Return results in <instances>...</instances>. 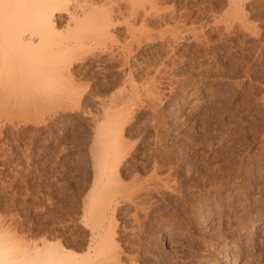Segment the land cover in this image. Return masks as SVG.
I'll return each instance as SVG.
<instances>
[{
  "label": "rangeland",
  "instance_id": "1",
  "mask_svg": "<svg viewBox=\"0 0 264 264\" xmlns=\"http://www.w3.org/2000/svg\"><path fill=\"white\" fill-rule=\"evenodd\" d=\"M120 1L125 9V0ZM157 2L159 9L153 13L158 12L157 15L152 14L153 18L147 17L145 21L149 30L158 35L164 31L169 39L176 32L178 43L170 39L169 44H164L154 36V42L144 44L139 51L133 48L134 59L148 60L151 65L164 60L166 65L169 63L168 68L174 64L171 74L168 70L164 76L166 81L171 78L175 83L172 87V83L170 86L167 83V87L165 83L160 85L158 95L162 99L158 98L157 103L155 99L150 105L154 112L148 104L145 110L142 108L144 115L130 128L136 137L132 140H139V148L126 163L142 168L141 164L159 160L162 162L158 163L160 177L169 174L173 176L169 179L178 178L170 180L171 184L177 182L178 189L173 186L174 193L164 190L168 197L161 192L163 195L153 198L156 201L151 210L148 208L149 215L145 210L142 213L129 204H120L122 208L115 213L120 232L116 234L121 246L120 263L214 264L220 260V253L227 251L224 247L228 236L241 248L237 262L245 264L250 259L251 264H264V0ZM62 19L65 21V17ZM140 23L141 20H137L138 26ZM125 27L124 24L119 26L115 33L118 46H126L129 40ZM114 50L119 52L118 47ZM90 61L88 58L85 63H75L72 68L85 92L78 101L64 99L62 106L63 102L57 104L53 100L52 103H56L53 106L48 104L50 97L48 101L41 97V103L46 104L35 106L40 100L36 101L31 94L26 97L10 91L12 96L5 90L9 97L6 93L4 96L5 91L0 92V228L8 227L9 230H5L13 235L14 238L10 235L12 242L27 245L32 240L40 242L46 236L49 242L61 240L71 248L68 250L84 255L88 232L83 229L82 217L86 206L83 207V203L93 178L89 153L95 142L93 125L97 123L100 102L111 98L118 89L113 85L106 94L103 82L106 78L93 71L87 70L79 76L77 70H85L84 66L88 67ZM112 65L118 66L117 63ZM142 70L135 75L139 85L146 83L150 73H155L152 69L148 75L146 69ZM159 75L153 76L158 80ZM145 93H142L143 99L148 101L145 97L150 94ZM65 106L68 107L65 109ZM150 171L145 173L150 175ZM173 172L177 175H172ZM146 174H139L140 178L145 180ZM132 238L140 241L136 243ZM72 244L79 249H73ZM126 252L128 254L124 255ZM129 255L137 261L133 257L130 261Z\"/></svg>",
  "mask_w": 264,
  "mask_h": 264
},
{
  "label": "bare ground",
  "instance_id": "2",
  "mask_svg": "<svg viewBox=\"0 0 264 264\" xmlns=\"http://www.w3.org/2000/svg\"><path fill=\"white\" fill-rule=\"evenodd\" d=\"M119 2L120 3H118V0H95V1L94 0H0V92L7 90L9 93L10 91H12L14 93H17L18 95L24 94V96H26L29 94L30 96L31 94L32 95L31 97H33V99L35 97L36 101L37 99L40 100V102H37V104L35 103V106L36 105L38 106L41 102H43L41 101L42 98L43 99L45 98L46 101H48L47 100L48 97H50L49 98L50 103L48 101V104H51L53 106H54L55 101L57 104H59L60 102L61 103L63 102L62 104L63 106L64 99L66 102H69L70 98L71 99L75 98L74 100L78 101V98H81V96L85 92L83 91L84 89L82 90L81 88L82 85H79L80 83L78 82V80L80 78L78 79L75 77L77 73L75 74V71H74V74H73L72 68H74L73 65L75 63H85V61L88 58H90L91 61L89 62L88 67L84 66L83 69L85 70L79 71L76 69L79 76L80 74L85 73V71L87 70L93 71L95 74L98 73L100 75H103L104 78H106V81H103L106 86L105 87L106 94L109 90L113 89L111 86L113 85L115 87L118 86L117 87L118 89L115 90V92L117 91L116 94L115 95L111 94L112 96L110 95L111 98L109 99L107 98L108 100L104 99L105 101L102 100L103 98L100 99L102 100L100 102L101 107L100 108L97 107L100 110L98 113H96L97 118L95 117L97 123H96V126L93 125V127H95L94 131L92 130L93 138L95 142L93 143V145H91V148H90L91 150L89 152L91 153V157L93 161V165H92L93 166L92 167L93 168L92 169L93 178H92V182H90L91 190L90 192H88V195H86L87 196L85 197L86 199L85 200L83 199L84 200L83 207L85 205L86 206L84 208L85 210L83 209L84 215L83 217L81 216L82 223H83L82 225L84 227L83 229L87 230L88 232L87 240L85 239L86 246H85V252L83 251L84 255L81 254L82 250H80L81 255H78L77 253L68 250L71 248H68V244L66 247L65 242L63 243V241L61 240L59 241L57 240V242L55 241V243H53V241L49 242L48 239L46 240V236H44L45 238L42 237L43 239L41 241L39 240L40 242H36L35 239H34L35 241L33 240L32 242L29 241L30 243V244L28 243L29 245L28 244L22 245L21 244L22 242H17V243L12 242L13 235L9 234V232L6 231L8 227L4 225L5 227H7L5 228L6 230L3 228H0V264H121L122 263V262L120 263L121 246L119 245V241L116 240V234L119 231V230L117 231V226L119 225V223L116 221L117 217L115 218V213L117 209L118 208L120 209L121 207L120 204H124V205L125 203L129 204L130 207L132 206L135 208V211L140 209L141 210L140 212H142V210H145L144 213L147 214V212H151L148 210L150 209V207L152 208L153 204H155V201H156L155 197H157L158 194H161V192H163L164 194V190H172L173 186L177 188L176 187L177 182L174 183L175 185L171 184L173 183L171 181L174 180L175 177L174 179H169V178H173V176L171 177L169 176V174L168 175L163 174L164 176L160 177V174H159L160 170L158 167L159 160L157 163V161L154 159L155 157L157 158V156H153L154 160L150 161L149 164L147 163L148 161L146 162L147 164L145 163L141 164L143 165L142 168L141 166L138 167L137 165H134V166L132 164L129 165L126 162H128V159L131 158L133 154L134 155L136 154L134 153V151L139 148V142H138L139 140L138 141L136 139H135L136 141L132 140V137L134 136V134L130 130V128H132L133 123L138 119V117H141L144 115L142 108H144L145 110L146 109L145 107L148 105H149L148 107L150 108V105L152 106V103L155 101V99H156L155 102L157 103V99L159 98V95H160V93H158L159 92L158 88L160 87V85L162 83H165V86H166V84L169 83L168 85L170 86V84L172 83V81H170L171 78L167 79L169 81H166L165 74L168 70L170 73V71H173V69L175 68L174 67L175 65L171 63L170 64L172 66L168 68L167 65L169 63L167 62L168 64L166 65L163 62L164 60L162 62H159V64L157 65H155L153 62H152L153 65H151L150 64L151 62L148 60L147 61H139L140 59L135 60L134 58L136 57V55L134 54L133 48H136L139 51V49H141V47L144 44L146 43L149 44V42L152 43L155 37H159L160 41L163 43L167 42L169 44L170 39L171 41L175 40L176 43H178L177 42L178 36L175 34L176 32L173 33L172 35L170 33L171 38L169 39L168 36L167 38L164 36L163 30H162L163 31L162 34H159V35L158 33L157 34L154 33L155 34L154 35L151 33L152 31L149 30V27H148L149 24L145 21H147L146 20L147 17L151 19L155 17V14L157 15L158 12L153 14L159 9L157 0H125L123 2L125 3V6L127 5L125 9H123V6H122L123 4H121L120 0ZM162 4H163V1H162ZM152 14L154 16L150 17L152 16ZM63 16L65 17V21L62 19L64 18ZM119 18L121 19L118 20ZM172 18H173V14H172ZM137 20H141V23L139 26L137 24ZM170 21L171 20H169L168 22ZM165 22H163V24ZM146 23L148 24V26ZM123 24L126 26L125 29H126L127 35L129 36V40H127L128 41L127 43L124 42L125 44H127L126 46H122V44L121 46H118L117 44L119 41L117 39V34L115 33H117L116 32L117 28ZM158 24H160V22ZM245 28H248V27L245 26ZM165 31L168 32L167 30ZM194 31L195 30H193V32ZM157 41L158 40H156L155 42ZM210 45L212 44L210 43ZM117 47L119 48L118 53H116L117 50H114V48H117ZM208 49L210 48L208 47ZM170 54L169 56L171 57ZM112 63H115V64L117 63L118 66L114 67ZM93 65H96L97 68L92 69ZM142 69H146L145 74H148V75L153 69V71L155 72L153 75L161 74L162 77L159 75L160 77L157 80L156 78L157 76L155 77L150 73V75L152 76L149 75V79H147L146 83L144 81L145 84L139 85L136 82L135 75H137L138 71ZM119 76L123 79L122 80L119 79ZM139 77L143 78L142 76H139ZM170 77H173V76H170ZM173 83L171 84L170 87H172ZM7 91L4 92V96H6L5 95L6 93L10 97L12 95L11 94L12 92L10 93L11 94L10 95ZM100 91L102 90H99L98 92ZM143 91L144 93L146 92L147 94H150L147 96V94L145 93L147 96L145 98H147L148 101H145L143 99L144 98L142 95ZM160 98L162 99V97ZM53 100H55L54 103H52ZM44 104H46V102L41 103V106ZM67 105H69V103H67ZM67 107L68 106H65V109ZM74 107L76 106H73V108ZM51 108L54 109V107L52 106ZM152 110L154 112V109ZM147 111H148V108H147ZM34 114L36 115V113ZM36 124H39V123H36ZM139 126L140 125H138V127ZM141 127H140V131L142 129ZM142 133L143 132H141L140 134ZM134 138L136 137L134 136ZM150 152L148 150V153ZM135 158L137 159V157ZM142 159L144 160V158ZM164 163H166L165 160H164ZM163 166L161 167L165 168V165ZM172 170L170 172H172ZM148 171H150V175L146 174ZM164 172L165 171H163L162 173ZM141 173L146 174L148 176V177L146 176L147 179L145 176H144L145 180H143L142 177L140 178L139 174ZM172 175H177V174L174 173ZM128 178L129 179L133 178V179L131 181L130 180L128 181L127 180ZM125 179L128 182H126ZM175 188H174V191L176 192ZM181 194L182 193L180 191V195ZM177 196H179V194ZM153 198H155L154 199L155 201L153 200ZM158 199L160 198L158 197L157 201ZM163 199H165V197ZM129 210L127 214L129 213ZM133 214H134V210H133ZM159 215L160 214L158 213V216ZM139 216H140V213H139ZM154 216H156L155 213H154ZM127 217H129V219H133V218H130V215L129 216L127 215ZM136 217L139 218L138 216ZM155 220H158V219H155ZM165 223L167 224V221ZM138 224L142 225L141 223H138ZM172 227L173 226L170 224V228ZM32 228L33 226L31 227V229ZM126 228L124 227L123 229H125L126 231ZM136 230L138 229L136 228ZM251 230L253 232L255 231L253 229ZM134 231H135V227H134ZM155 231L156 230H154V232ZM10 233H12V231ZM10 235L12 237H10ZM226 237H227L226 241L228 242V244H226L227 246L224 248L227 251L220 253L219 255L220 260H217L214 264H242L240 262H237L238 258L240 257L239 250L241 251V248L233 244L236 241L234 238H229L228 236ZM135 240L136 239H134V241ZM129 243H130V240H129ZM131 244L129 246H131ZM142 245L143 244H141V246ZM75 247L77 246H74V248ZM72 248H73V244H72ZM77 249L79 248L77 247ZM82 249L84 250V248ZM132 249L133 248H131V250ZM127 254L128 253L126 252V254L124 255H127ZM128 257H130V255ZM132 257H130V261ZM133 258L135 260L136 257H133ZM134 260L132 262L136 263L135 261L137 260L135 261ZM245 264H251L250 259H248V261Z\"/></svg>",
  "mask_w": 264,
  "mask_h": 264
}]
</instances>
